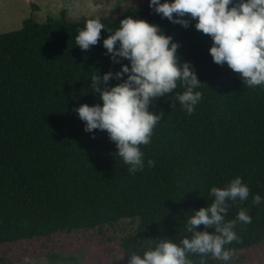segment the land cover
Masks as SVG:
<instances>
[{
	"label": "trees",
	"instance_id": "trees-1",
	"mask_svg": "<svg viewBox=\"0 0 264 264\" xmlns=\"http://www.w3.org/2000/svg\"><path fill=\"white\" fill-rule=\"evenodd\" d=\"M125 15L159 25L178 43V63L190 62L202 94L191 114L176 100L179 82L150 102L149 110L161 115L150 142L140 145L145 166L135 173L106 131H85L74 110L100 102L90 73L127 64L126 58L112 62L101 44ZM88 18L27 16L19 29L0 32V245L78 231L111 240L107 228L135 220L118 240L124 264L126 251L184 234L190 211L211 201L209 187L240 175L249 197L232 204L226 219L246 207L252 221L236 225L240 239L226 245L232 250L227 262L207 256L205 264H246L245 252L264 242V201L251 202L252 193L264 196V86L248 87L226 63L212 61L210 37L193 18L182 26L148 3H128L113 16L96 17L108 29L82 50L74 36Z\"/></svg>",
	"mask_w": 264,
	"mask_h": 264
},
{
	"label": "clouds",
	"instance_id": "clouds-1",
	"mask_svg": "<svg viewBox=\"0 0 264 264\" xmlns=\"http://www.w3.org/2000/svg\"><path fill=\"white\" fill-rule=\"evenodd\" d=\"M148 5L182 26L193 18L194 27L210 37L207 51L212 61L226 63L248 87L264 86V0H148ZM102 28L107 30L108 26L99 18L86 19L74 36L75 44L87 50L97 43ZM101 44L112 62L126 58L127 64L90 73V89L100 102H81L74 110L85 131H106L127 171L135 173L145 166L140 145L150 142L161 115L149 110L150 102L172 92L179 82L182 91L175 93L176 100L191 114L201 99V81L189 61L178 63V43L146 19L122 16ZM110 78L117 82L108 85ZM153 163L151 158L147 160L148 166ZM208 191L211 201L190 211L184 234L152 239L143 247L126 251L124 264H205L207 256L227 262L232 250L226 245L240 239L236 225L251 223L252 217L246 207H238L234 218L226 219V215L232 204L248 199L249 187L235 175L222 186L212 184ZM262 201L264 196L252 193V203ZM197 225L202 227L197 229ZM42 264H48L47 260Z\"/></svg>",
	"mask_w": 264,
	"mask_h": 264
},
{
	"label": "rangeland",
	"instance_id": "rangeland-1",
	"mask_svg": "<svg viewBox=\"0 0 264 264\" xmlns=\"http://www.w3.org/2000/svg\"><path fill=\"white\" fill-rule=\"evenodd\" d=\"M128 3H148V0H0V32L19 29L22 19L32 16L43 22L47 17L59 18L65 13L70 19L113 16ZM135 220L122 219L105 230L111 237L97 235L86 239L87 233H56L31 242L0 245L3 264H123V254L118 247L121 235L131 231ZM54 253V260L48 254ZM119 259H115L117 257ZM246 264H264V242L245 252Z\"/></svg>",
	"mask_w": 264,
	"mask_h": 264
}]
</instances>
